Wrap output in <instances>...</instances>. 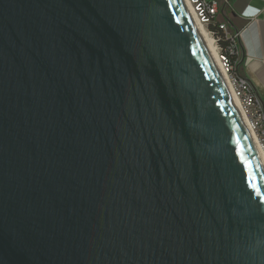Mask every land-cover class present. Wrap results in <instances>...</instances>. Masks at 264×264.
I'll return each instance as SVG.
<instances>
[{
  "label": "water",
  "instance_id": "1",
  "mask_svg": "<svg viewBox=\"0 0 264 264\" xmlns=\"http://www.w3.org/2000/svg\"><path fill=\"white\" fill-rule=\"evenodd\" d=\"M0 264H264V161L182 0H0Z\"/></svg>",
  "mask_w": 264,
  "mask_h": 264
},
{
  "label": "built area",
  "instance_id": "2",
  "mask_svg": "<svg viewBox=\"0 0 264 264\" xmlns=\"http://www.w3.org/2000/svg\"><path fill=\"white\" fill-rule=\"evenodd\" d=\"M185 1L196 20L203 26L207 35L213 41L219 63L227 77L232 95L236 99L256 142L264 152V114L257 94H255L249 82L244 80L237 72L236 65L240 59L241 50L238 43L239 32L231 31L228 19L225 17L224 10L228 7L229 0Z\"/></svg>",
  "mask_w": 264,
  "mask_h": 264
},
{
  "label": "crops",
  "instance_id": "3",
  "mask_svg": "<svg viewBox=\"0 0 264 264\" xmlns=\"http://www.w3.org/2000/svg\"><path fill=\"white\" fill-rule=\"evenodd\" d=\"M224 11L231 31L239 32L243 57L241 52L237 72L264 105V0H229Z\"/></svg>",
  "mask_w": 264,
  "mask_h": 264
},
{
  "label": "bare ground",
  "instance_id": "4",
  "mask_svg": "<svg viewBox=\"0 0 264 264\" xmlns=\"http://www.w3.org/2000/svg\"><path fill=\"white\" fill-rule=\"evenodd\" d=\"M182 1H183L184 5H185V7H186V9H187L190 17L192 18V20H193V22H194V24H195V26H196V28H197L200 36H201V38H202V40H203V42H204V44H205V46H206V48H207L210 56H211V58H212L215 66H216V69L218 71V74H219V76H220L223 84L225 85V87H226L227 91L229 92L232 100L234 101V103H235V105H236V107H237V109H238V111H239V113H240V115H241V117H242V119H243V121H244V123H245V125H246V127H247V129H248V131H249V133L251 135V137H252V139L254 140L255 145H256V147H257V149H258V151H259V153H260L263 161H264V152H263L262 148L256 142V139H255L254 135L252 134L251 130L249 129V127H248V125L246 123V120L244 119V117L242 115V112L240 110V107L238 106V103H237L236 99L232 95V91H231V88H230V86L228 84L227 77H226V75H225L224 71L222 70L221 65L219 63V58H218V55H217L215 46L213 44V41L207 35V32L205 31V29L203 28V26L196 20V18L194 17L191 9L187 6L186 1L185 0H182Z\"/></svg>",
  "mask_w": 264,
  "mask_h": 264
}]
</instances>
